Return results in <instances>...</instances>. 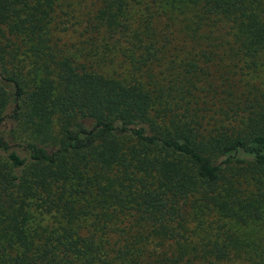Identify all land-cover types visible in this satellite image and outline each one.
Wrapping results in <instances>:
<instances>
[{"label":"trees","instance_id":"obj_1","mask_svg":"<svg viewBox=\"0 0 264 264\" xmlns=\"http://www.w3.org/2000/svg\"><path fill=\"white\" fill-rule=\"evenodd\" d=\"M0 264H264V0H0Z\"/></svg>","mask_w":264,"mask_h":264},{"label":"rangeland","instance_id":"obj_2","mask_svg":"<svg viewBox=\"0 0 264 264\" xmlns=\"http://www.w3.org/2000/svg\"><path fill=\"white\" fill-rule=\"evenodd\" d=\"M102 72H104L108 77H114L121 79L126 76L125 67L121 64L120 60L115 59L111 65H106L102 68Z\"/></svg>","mask_w":264,"mask_h":264}]
</instances>
